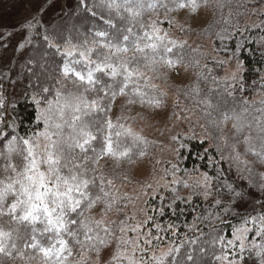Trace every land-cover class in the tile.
<instances>
[{"label":"trees","instance_id":"trees-1","mask_svg":"<svg viewBox=\"0 0 264 264\" xmlns=\"http://www.w3.org/2000/svg\"><path fill=\"white\" fill-rule=\"evenodd\" d=\"M21 4L22 0H0V133L7 136L6 140L0 135V181L8 183L17 178L10 168L5 171L9 163L8 141L17 137L16 144L23 149V139L34 138L44 130L43 116L51 114L55 119L57 91L61 93V104L66 99L74 102L72 97L83 94L88 101L103 97L99 102L105 109L82 118L97 139L84 151L74 148L70 156L73 163L87 169L84 179L95 178L88 191L93 198L99 195L101 199L91 209L84 201L81 209L68 213V220L89 218L93 229L95 221H103L110 232L105 235L100 231L99 235L105 238L107 246H100L101 253L97 256L87 243L81 247L67 231L62 232L61 237L72 250L71 255L67 251L62 254L64 264H93L96 259L100 264H117L113 257L122 246L120 229L128 225L130 197L117 191L116 186L138 182L137 163L151 159L163 148L157 138L140 134L148 141L143 156L136 152L131 163L127 159L103 156L93 164L85 157H95L103 147L108 132L104 122L111 119L114 125L125 127L139 122L160 126L178 124L181 118L186 125L171 127L169 132L173 159L162 167L171 182L147 200L149 219L145 231L149 245L154 250L163 247L169 250L164 260L153 264H225L222 258L229 253L228 241L242 225L248 227L245 241L250 245L236 258L240 264H264V222L260 219L264 216V185L259 186L251 175L238 169L221 142L228 124L242 125V131L251 130L257 116L252 99L264 93V0H198L195 12L189 8L177 9L173 0H45L28 17L19 19ZM127 8L140 14L133 16ZM200 9L207 11L203 25L178 20L181 13L193 15ZM154 22L160 29L159 35L165 36L166 30L175 34H166L163 41L173 48L171 53L165 54L163 46L157 49L155 71L149 70L134 47L138 39L142 45L151 42L141 38L145 32L152 31ZM28 24L35 27L27 29ZM99 32L105 35L97 36ZM124 36L129 39L125 41ZM169 41H176L177 46ZM49 42L54 46H49ZM205 42L210 44L211 53ZM181 43L182 48L178 46ZM104 44L114 47L103 48ZM65 46L73 49V55L66 54ZM116 47H127L129 51L112 55ZM89 48L94 50L89 59L96 63L104 61L105 55H111L109 62L117 64L125 56L130 58L135 54L138 63L134 61L131 66L143 73L136 81L145 93L143 102L133 94L134 85L126 89L127 95L120 94L122 75L112 77L107 72H95L98 83L91 91H85L90 86L78 81L73 73L64 76L65 64L85 75L90 67L95 68V63L89 65L79 54ZM164 59L173 60V67L163 63ZM231 63L243 68L237 82L224 78ZM177 67L184 69L188 80L178 81L171 76ZM146 83L155 88L145 87ZM45 88L49 91H43ZM111 92L116 93L115 99ZM153 97L160 100L159 107L149 103ZM129 99L133 101L131 104ZM205 100H210L213 107H207ZM48 101H53L52 113L48 112ZM224 113L229 116L227 121L222 119ZM38 116L41 118L37 119ZM63 132L67 135L71 129L65 126ZM11 162L22 165V156L13 153ZM20 170L18 167L17 171ZM61 171L65 176L70 175L67 168ZM201 174H206L210 183L206 195L201 185L191 180ZM101 175L105 191L110 193L107 198L99 190ZM108 180L112 181L111 185ZM74 195L79 198L78 194ZM15 199L10 194L3 202L5 214L0 215V229L11 233L4 238L6 251L11 254L0 252V264H45L39 249L27 245L36 242L42 247L54 244L59 247L58 237L55 231H44L43 220L35 223L13 220L7 208ZM67 227L84 241L85 229L79 223H69ZM92 235H96L95 230ZM55 260L52 257L48 264H55Z\"/></svg>","mask_w":264,"mask_h":264},{"label":"snow or ice","instance_id":"snow-or-ice-1","mask_svg":"<svg viewBox=\"0 0 264 264\" xmlns=\"http://www.w3.org/2000/svg\"><path fill=\"white\" fill-rule=\"evenodd\" d=\"M127 2V0H126ZM175 7L177 9L189 8L192 12H195L198 5V0H173ZM152 7V5H149ZM127 11L132 13L133 16L139 15L138 11H133L132 8H127ZM172 9H169L171 11ZM171 23V21H169ZM35 27L34 24H28L27 29ZM23 30V29H22ZM131 32V29H128ZM160 29L156 27L155 22L152 24V31L145 32L144 37L141 39H147L151 41L150 43L140 42L138 39L135 42V53L141 54L143 59L146 61V66L149 70L155 71L154 65L158 63L155 59L157 54V49L161 46L164 48L165 54L171 53L173 48L168 47L167 44H163L165 36L159 35ZM102 32L97 33V36H104ZM44 39L47 41L48 37L45 36ZM128 36H124V40L127 41ZM30 43V41H29ZM174 47L177 46L176 41H169ZM49 46H54L49 42ZM183 47V43L178 45ZM20 47H24L20 44ZM103 48L111 49L114 46L110 44L102 45ZM151 51V55L149 52ZM94 50L89 48L86 51H81L79 54L82 59L86 60L89 65L95 63V68H89L87 74H82L81 72H75L68 64H65L63 69L64 76H68L69 73H73L78 81L82 84H87L90 87L86 88L85 91L94 90V86L98 83L94 76L95 72H107L108 75L116 77L118 75L123 76V84L119 88L121 95H127L126 89L129 85H134L132 92L134 95L141 97L143 102V97L145 93L141 90V87L136 83V81L143 75L138 68L131 66L133 62H137V57L134 54L132 57H124L119 60V63L113 64L109 62L111 60V55H105L104 61L96 63L89 59V55ZM129 49L127 47H116L115 53L112 55L119 56L120 53H127ZM68 56L73 55L72 51L66 53ZM79 63V61H77ZM165 63L169 68L173 67L174 61L171 59H164ZM111 87V86H109ZM145 87L155 88V85L145 84ZM105 94L108 95L106 89ZM43 91L48 92L49 89L45 88ZM61 93L57 91V99L55 101V119L51 114L43 116L44 130L42 132H37L34 138L23 139L22 143L25 146L21 149L17 144V137L13 136L12 140L8 141L7 144V157L9 163L5 167V171L9 168L15 172L16 179H11V182L4 183L0 181V215H4L3 202L8 198V196L14 195L16 199L8 206L7 214L12 216L13 220L25 221L29 223H35L38 220H43L46 222L44 228L45 232L55 231L58 239L57 244L51 247H42L38 243L33 242L28 247L38 248L42 254L45 264L55 257V264H64V260L61 259L62 254L67 251L71 255V248L68 247V242L61 237V233L67 231L69 236L76 239V243L84 247L87 243L88 247L95 251L97 256H100L101 247L106 248V240L104 237L100 236V231H103L105 235L109 234L110 229L108 226L104 225L103 221H95V229L89 226V218H85L81 221L68 220V213H75L78 209H81L83 202L87 201V208L91 209L94 207L96 202L101 199V196L97 195L93 198L88 191L89 185H94L95 178L92 180L84 179L83 173L87 171L82 164L73 163L70 159L71 152L74 148H79L84 151L86 146L92 141L96 140L97 137L88 130L89 125L82 122L84 116L89 115L92 112H103L105 109L101 106L100 100L103 97L88 101L83 94L79 96L72 97L74 102H69L67 99L63 104L60 103ZM112 99H115L116 93H110ZM160 95H164L161 93ZM71 96V94H70ZM133 101L128 100L131 104ZM207 107H213L210 100L203 101ZM39 103V101H36ZM156 107H159L160 100L153 97L149 100ZM48 112H53V101H48ZM70 117V118H69ZM41 117H37L40 119ZM223 121H227L229 116L227 113L222 114ZM212 123H217L213 121ZM106 128L108 129L107 135L104 136V144L100 152L93 158L85 157V160L91 159L93 164L98 163L103 156H112L117 160L127 159L129 163L132 162L133 155L138 152L140 156L144 155V148L147 146L148 141L141 136L139 133L134 132L130 127H125L123 124L114 125L111 119L104 122ZM67 126L71 129L67 135L63 132L64 127ZM116 128L117 131L112 130ZM233 128L239 133L242 130V125L233 124ZM264 131V129H261ZM7 140V136L4 133H0ZM43 138L44 143L41 144L40 138ZM115 137V139L113 138ZM125 138V140H122ZM173 140L176 137H172ZM250 138L245 137V143H249ZM184 145H181L183 147ZM234 147V146H233ZM207 150H205L206 152ZM248 151H253L252 147L249 146ZM13 153L22 156V165H17L11 162V155ZM26 153V154H25ZM21 167L20 171L17 168ZM67 168L70 175L65 176L61 169ZM43 169V170H42ZM76 169H81L77 172ZM95 171V169H92ZM100 187L99 190L103 193V197L107 198L110 196L108 191H105V181L103 175L99 177ZM205 181L208 180L207 175L204 177ZM107 183L111 185L112 181L108 180ZM19 186L18 188L16 186ZM75 194H78L77 198ZM239 195V193H237ZM111 207V203L107 205ZM82 214V213H81ZM261 221L264 222V216H262ZM79 223L82 228L85 229V239L81 241L78 239V233L73 232L68 229L67 225ZM95 230L96 235H92ZM121 232L125 229L122 227ZM134 231V229H133ZM247 232L248 229H243ZM259 234V233H258ZM10 232H5L0 229V252L10 255L7 253L4 238L10 237ZM35 241V238H33ZM124 244L132 243L135 241L122 240ZM231 243V241L229 242ZM99 245V246H98ZM15 247V245H13ZM117 257H113L116 259Z\"/></svg>","mask_w":264,"mask_h":264},{"label":"rangeland","instance_id":"rangeland-1","mask_svg":"<svg viewBox=\"0 0 264 264\" xmlns=\"http://www.w3.org/2000/svg\"><path fill=\"white\" fill-rule=\"evenodd\" d=\"M45 0H22L23 4L19 8V19L28 17L41 3ZM178 20L185 22L191 21L194 25H203L207 20V11L200 9L193 15L183 12L178 16ZM251 21V20H250ZM167 35L174 36L173 30H166ZM207 50H211L210 44L205 42ZM65 52L73 49L65 46ZM211 53V52H210ZM242 66L238 63H231L224 72V78L237 82L241 78ZM178 81L188 80V74L182 67L174 68L172 75ZM167 90V89H166ZM171 98V97H170ZM172 99V98H171ZM255 106V121L251 125V130L240 131L239 133L233 128V124H228L222 132L221 142L225 151L229 154L230 160L234 165L246 175H251V179L256 181L259 186L264 185V93L259 94L254 99ZM254 111V110H253ZM185 126L182 118L177 123L162 124L160 126L153 123L139 122L129 127L136 133L157 138L163 143V148L158 154H155L151 159H141L136 165V175L138 182L130 185H117L116 190L123 192L130 197L127 217L128 225L123 227L124 232L120 231V240L135 241V244H124L116 254L117 264H153L164 260L168 253V248L163 247L159 250H154L149 245V240L146 236L145 225L149 219L147 212V200L150 196L155 195L160 187H166L171 180L167 179L163 173V164L166 161L172 160L174 150L169 142V132L172 128ZM172 127V128H171ZM180 127V128H181ZM253 129V130H252ZM245 137H249V143H245ZM41 144L44 143L43 138H40ZM234 146V147H233ZM249 146L255 148V151H248ZM43 170V169H42ZM205 175L201 174L192 177L191 180L198 182L201 185L203 192L209 188V180L205 181ZM247 229L246 225H242L234 231L233 237L228 241L229 253L222 258L225 264H240L236 255L241 254L249 245L245 241V233L243 229ZM134 229V231H133ZM231 241V243H229ZM108 262V261H107ZM111 264L110 262H108ZM93 264H100L94 260Z\"/></svg>","mask_w":264,"mask_h":264}]
</instances>
